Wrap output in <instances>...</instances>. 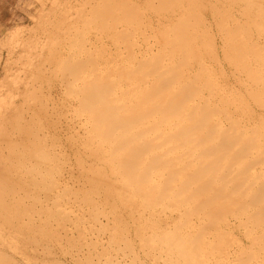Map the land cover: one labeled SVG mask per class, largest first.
Listing matches in <instances>:
<instances>
[{"label": "rangeland", "instance_id": "374dc122", "mask_svg": "<svg viewBox=\"0 0 264 264\" xmlns=\"http://www.w3.org/2000/svg\"><path fill=\"white\" fill-rule=\"evenodd\" d=\"M161 67L149 82L178 72L179 93L264 150V0H0V264H264V224L246 237L254 227L230 217L204 235L217 254L167 255L154 224H193L182 208L145 213L85 122L86 84Z\"/></svg>", "mask_w": 264, "mask_h": 264}, {"label": "bare ground", "instance_id": "6f19581e", "mask_svg": "<svg viewBox=\"0 0 264 264\" xmlns=\"http://www.w3.org/2000/svg\"><path fill=\"white\" fill-rule=\"evenodd\" d=\"M164 73V67L154 68L145 74V83L133 81L131 74H115L114 80L126 81L113 87L105 86L103 76L92 80L81 99L85 122L108 142L126 185L146 201L145 213L157 222L169 207H176L174 212L182 208L181 220L193 224L190 232H172L169 222H158L169 227L159 229L153 223L159 247L167 255L190 249L191 258H207L220 247L208 248L204 235L220 236L229 217L254 227L243 231L246 237L256 238L258 226L264 224V150L244 147L250 136L260 134L247 130L239 136L236 126L225 127L219 115L207 110L209 99L201 97V104L191 92L179 93L183 87L178 72L167 86V80L149 82L153 74ZM85 81L82 78L83 85ZM252 159L260 164L250 166ZM159 200L165 204L162 209L152 208Z\"/></svg>", "mask_w": 264, "mask_h": 264}]
</instances>
